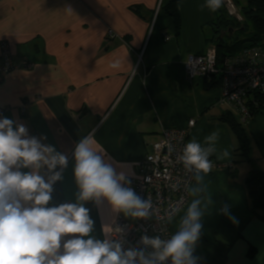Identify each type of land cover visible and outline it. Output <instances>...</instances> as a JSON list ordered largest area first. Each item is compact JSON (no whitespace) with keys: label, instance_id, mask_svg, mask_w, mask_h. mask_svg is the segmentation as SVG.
I'll list each match as a JSON object with an SVG mask.
<instances>
[{"label":"crops","instance_id":"1","mask_svg":"<svg viewBox=\"0 0 264 264\" xmlns=\"http://www.w3.org/2000/svg\"><path fill=\"white\" fill-rule=\"evenodd\" d=\"M173 1L0 0V66L3 41L14 64L34 65L0 73V118L23 124L29 136L46 137L42 143L67 156L63 180L53 185L48 206L76 202L74 150L90 132L94 147L128 178L138 174L164 129H187L195 120L188 142L195 138L203 147H208L205 137L218 130L209 160L222 168L200 174L199 182L195 178L189 203L171 220L170 233L200 199L204 214L194 256L204 264H264V220L253 213L246 187L252 171L264 172V109L243 121L235 107L221 102L222 84L188 78L187 58L214 46L211 39L224 12L202 10L205 0H180L177 30L166 11ZM116 61L119 67L112 68ZM226 116L244 127L249 160L237 153ZM224 150L229 155L218 159ZM42 174L47 179L46 168ZM195 188L200 191L194 195ZM85 207L94 221L90 235L104 239L103 227L114 229L120 213L106 200Z\"/></svg>","mask_w":264,"mask_h":264},{"label":"clouds","instance_id":"2","mask_svg":"<svg viewBox=\"0 0 264 264\" xmlns=\"http://www.w3.org/2000/svg\"><path fill=\"white\" fill-rule=\"evenodd\" d=\"M222 4L223 0H205L201 9L215 12ZM111 67L118 68L119 61ZM218 138V130L205 137L208 147L193 138L179 157L187 170L195 169L198 182L203 179L200 173L207 174L212 168L209 156L215 152L213 145ZM42 139L46 137L29 136L23 124L0 118V264H198L194 251L204 214L200 199L187 207L169 238L143 235L140 244L144 247L125 250L122 239L110 238V226L103 227L102 240L90 235L94 221L85 202L99 205L106 200L114 213L136 219L150 217L151 202L126 186L130 181L105 159L102 150L94 147V132H90L74 150L76 202L48 206L53 185L63 180L68 158ZM228 155L224 150L218 159ZM45 168L47 179L42 174ZM199 191L195 188L193 194ZM222 211L227 214L228 206L224 205ZM229 218L235 222L234 217ZM115 232L122 233V229ZM69 234L76 235L65 240Z\"/></svg>","mask_w":264,"mask_h":264},{"label":"built area","instance_id":"3","mask_svg":"<svg viewBox=\"0 0 264 264\" xmlns=\"http://www.w3.org/2000/svg\"><path fill=\"white\" fill-rule=\"evenodd\" d=\"M222 6L228 16L238 22L242 21L241 8L234 0H223ZM113 37V32H108ZM170 40V38H166ZM0 73L7 74L16 69L30 70L33 64L16 65L12 61L11 48L8 42L1 43ZM185 70L189 79L201 78L211 80L221 75V102L237 109L243 121L249 119L248 101L255 94L264 100V48H254L229 58L219 69L215 46L207 49L204 55H190L185 62ZM258 104V103H254ZM195 126L191 120L187 129L166 128L160 139L153 146V152L141 162L139 172L128 177L134 191L143 199L150 201L151 215L147 219L126 217L120 213L116 219L112 239H122L123 247L142 248L140 239L143 235L150 238L159 235L162 239L169 238V225L189 203L190 190L196 178V171L187 170L179 159L188 143V133ZM212 173L222 168L210 160ZM204 174V173H200ZM122 229L116 233L115 229ZM151 251V249H148ZM198 264H204L200 260Z\"/></svg>","mask_w":264,"mask_h":264},{"label":"trees","instance_id":"4","mask_svg":"<svg viewBox=\"0 0 264 264\" xmlns=\"http://www.w3.org/2000/svg\"><path fill=\"white\" fill-rule=\"evenodd\" d=\"M180 0H174L167 7L166 11L171 17L177 30L180 28V19L177 11ZM240 6V0H234ZM245 6L241 7L245 24L241 25L238 21L230 18L226 12L218 17L215 36L211 39L212 44L217 50V64L220 69L225 62L234 56L242 54L247 50L254 48H264V0H245ZM234 31V34L230 35ZM227 34L225 37L224 34ZM210 41V40H209ZM216 78L217 83H214ZM214 84H221V75H215L211 80ZM258 103V104H254ZM249 119L259 114L264 109V100L262 96L255 94L248 101ZM231 127L237 137L239 147L237 153L249 160L250 143L247 133L241 123L228 117L223 118ZM246 187L252 203L253 213L264 220V172L252 171L246 180ZM251 250V255L253 254Z\"/></svg>","mask_w":264,"mask_h":264},{"label":"rangeland","instance_id":"5","mask_svg":"<svg viewBox=\"0 0 264 264\" xmlns=\"http://www.w3.org/2000/svg\"><path fill=\"white\" fill-rule=\"evenodd\" d=\"M240 3H241V5L239 6V8L245 6V4H246V3H245V0H240ZM221 8H222L223 12H226V10H225V8H224L223 6H221ZM219 14H220V13H219ZM227 15H228V14H227ZM241 17H242V21H240L239 23H240L241 25H243V24H245V20H244V16H243V14H242V10H241ZM232 34H234V31L230 33V35H232ZM224 36L226 37L227 34L225 33Z\"/></svg>","mask_w":264,"mask_h":264}]
</instances>
